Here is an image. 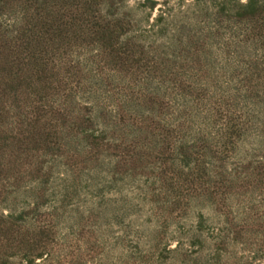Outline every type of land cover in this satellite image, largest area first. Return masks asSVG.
<instances>
[{"label":"rangeland","instance_id":"rangeland-1","mask_svg":"<svg viewBox=\"0 0 264 264\" xmlns=\"http://www.w3.org/2000/svg\"><path fill=\"white\" fill-rule=\"evenodd\" d=\"M0 264H264V0H0Z\"/></svg>","mask_w":264,"mask_h":264}]
</instances>
